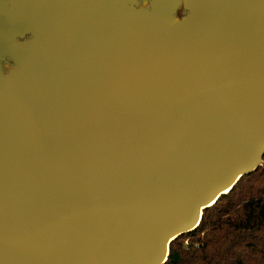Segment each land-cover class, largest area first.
<instances>
[{
    "label": "water",
    "instance_id": "water-1",
    "mask_svg": "<svg viewBox=\"0 0 264 264\" xmlns=\"http://www.w3.org/2000/svg\"><path fill=\"white\" fill-rule=\"evenodd\" d=\"M263 157L264 0H0V264H164Z\"/></svg>",
    "mask_w": 264,
    "mask_h": 264
},
{
    "label": "trees",
    "instance_id": "trees-1",
    "mask_svg": "<svg viewBox=\"0 0 264 264\" xmlns=\"http://www.w3.org/2000/svg\"><path fill=\"white\" fill-rule=\"evenodd\" d=\"M164 264H264V169L204 210L198 228L170 244Z\"/></svg>",
    "mask_w": 264,
    "mask_h": 264
},
{
    "label": "flooded vegetation",
    "instance_id": "flooded-vegetation-1",
    "mask_svg": "<svg viewBox=\"0 0 264 264\" xmlns=\"http://www.w3.org/2000/svg\"><path fill=\"white\" fill-rule=\"evenodd\" d=\"M178 16L180 17V14Z\"/></svg>",
    "mask_w": 264,
    "mask_h": 264
}]
</instances>
